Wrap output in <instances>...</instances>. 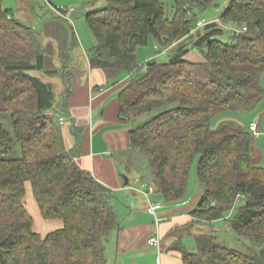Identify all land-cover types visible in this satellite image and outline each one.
<instances>
[{"label":"trees","instance_id":"1","mask_svg":"<svg viewBox=\"0 0 264 264\" xmlns=\"http://www.w3.org/2000/svg\"><path fill=\"white\" fill-rule=\"evenodd\" d=\"M106 2L85 17L96 39L90 65L105 72L107 86L128 75L118 91L122 121L152 114L130 129L129 146L148 158L155 192L166 202L185 199L197 161L203 193L183 229L231 212L233 229L252 242L242 251L199 233L191 251L179 238L183 264H264V166L254 162V135L232 121L218 128L211 122L214 107L251 109L264 98V0H229L219 20L202 26L198 11L219 0H174L172 17L160 0ZM220 21L236 26L233 43L220 39ZM150 36L170 49L169 58L153 59L142 70L138 47ZM194 49L203 61L186 58ZM68 67L64 60L48 68L34 27L0 0V113H9L12 122V130L0 123V264H109L106 242L121 226L117 197L78 165L85 130L74 121L75 146H65L60 118L70 116ZM34 71L62 77L58 102L53 85ZM16 141L21 155L8 157ZM29 188L42 217L62 221L61 228L46 235L35 230L26 206Z\"/></svg>","mask_w":264,"mask_h":264},{"label":"crops","instance_id":"2","mask_svg":"<svg viewBox=\"0 0 264 264\" xmlns=\"http://www.w3.org/2000/svg\"><path fill=\"white\" fill-rule=\"evenodd\" d=\"M17 1L19 4L21 0ZM27 1L31 3L33 0ZM3 4L7 7L5 0H3ZM18 11L21 14V7L19 6ZM18 18L21 19L20 16ZM195 50L198 51L197 49L190 51L186 55V58L190 57L191 52ZM201 54L200 58L195 61H203L205 59L204 54L202 52ZM48 59L49 55L46 53V66L48 68L60 67L57 65L49 66ZM67 70L72 72L71 84L73 93L67 100L70 116L64 117V123L62 124L66 148L72 149L76 143L75 135L70 126L74 121L76 126L82 127L85 130L80 154L76 158L78 165L83 169L89 170L97 180L112 189L116 196L119 197L118 193L125 192H130L134 196L129 199V205H126L127 211L125 210L123 215V217L126 216L128 219H122L120 228L113 231L116 232L115 241L118 260L122 254V260H124L125 264H127V260L129 261L128 264H140L141 259H145L151 255L155 261L159 260V264H183L180 252L172 251L165 253L162 250V239L172 226L187 225L194 220L190 212L197 207L201 194L193 197L191 201L189 200L190 197H186L180 202L171 203L172 205H162L158 200L156 192L146 194L148 191L145 190V185H142V190H140L137 187L138 185H131L130 178L126 184L124 180L126 171L124 172V169H127L128 165L126 164V160L124 161V158L126 157V153L132 148L129 146V122L122 121L119 118L118 91L127 83L129 79L128 75L124 76L116 85L107 86L108 82L105 72L102 69L91 67L88 54H85V61L83 60L82 63L74 61L69 64ZM45 74L51 76L47 73ZM35 75L40 77L38 74ZM263 77L264 67L259 70L260 83L264 86L262 82ZM43 80L51 83L55 89V83L52 80L47 78ZM64 87L65 85L61 88L59 96L56 97L57 102L62 96ZM225 111H227V108H213L211 120L213 128H218L222 123L229 121L246 128H249L253 122L258 123L259 135L254 137V162L264 166V129H262L260 121L253 119L248 123H244L242 120L240 121L229 115H221ZM217 115L220 116L217 117ZM261 115L264 116V106L262 107ZM227 118L229 120L225 121ZM152 184L151 180L148 190ZM139 192L143 195V199L136 200L135 197ZM152 203L161 205L156 215L150 213L147 209ZM203 222L205 221H198L195 224ZM62 226L63 222L60 220L38 222L35 219L34 228L42 235H46L51 230L61 228ZM152 236L159 238V245H153L156 248L154 250L157 251V254L153 250L147 252V247L151 245L149 239ZM128 251H132L135 254L126 258ZM143 264H146V262L143 261Z\"/></svg>","mask_w":264,"mask_h":264},{"label":"rangeland","instance_id":"3","mask_svg":"<svg viewBox=\"0 0 264 264\" xmlns=\"http://www.w3.org/2000/svg\"><path fill=\"white\" fill-rule=\"evenodd\" d=\"M164 3L167 14L172 17L174 13V0H160ZM7 7L16 12V16H20L21 19L30 24L36 30L39 38L42 42L43 48L49 55L48 65L61 66L65 60L68 64L75 62L82 63L85 61V54H88L90 49L96 44V39L86 21V14L101 8H104L107 4L106 0H33L31 3L27 0H21L18 4L17 0H5ZM229 0H219L218 5L209 7L205 10L198 11V20H205L207 22L218 19L228 4ZM21 7V14L17 12L18 6ZM59 8H63L67 12L66 17H61L57 13ZM74 8V10H71ZM24 9V10H23ZM220 24L225 28V32L220 39L227 43H233L232 32L236 29V26L230 22H222ZM186 40V39H183ZM179 42H176L173 46H176ZM198 50V49H197ZM169 48L159 46L153 36H150L148 43L138 47V59L142 67L145 69L148 62L153 59L168 60ZM201 50L191 52L189 60L195 61L200 58ZM63 53L68 55L65 58ZM153 57V58H149ZM34 74H38L41 78L50 79L55 83L56 97L59 96L61 88L64 86L62 77L58 74L48 76L42 71H34ZM264 84V77L262 78ZM264 106V98L259 101L253 108L244 109L241 106H234L233 108H227V111L222 114L229 115L233 118H237L244 123H248L251 120L260 121L262 129H264V116L261 115L262 107ZM152 114H145L136 118L129 123V129L137 127L150 118ZM220 116V115H219ZM217 115V117H219ZM262 116V117H261ZM215 120H217L215 118ZM229 119L227 118L228 121ZM0 123H2L7 129L12 130V122L9 113H0ZM256 137V136H254ZM257 140V139H256ZM21 143L16 141V148L14 153L8 155V157H19L21 155ZM126 164L128 170L125 168L124 172L126 176L131 179V185H138V189L142 190V185H145V190L148 191V186L152 180V174L148 162V158L139 150L132 148L126 153ZM264 165V162H263ZM197 161L193 163L191 168L190 180L188 185L187 197H190V201L193 197L203 193V184L198 179L196 174ZM124 179V180H125ZM201 189V192H200ZM116 196L115 204L118 206L119 218L124 220L123 217L127 206L129 205V199L133 196L130 192L118 193ZM136 196V195H135ZM134 197V196H133ZM143 195L139 192L135 197L136 200L143 199ZM162 205H172L171 202H166L161 196H157ZM201 197V196H200ZM200 199V198H199ZM122 202V203H120ZM26 206L31 215L36 221L48 222L44 219L40 213L38 203L34 198L31 188L28 189L26 197ZM232 213H226L225 217L217 219L213 222L205 221L200 224H194L190 227V231L184 230L186 225L172 226L169 231L164 235L162 239V250L165 253L172 251L179 252L176 248V242L179 238H182L185 246L191 250H196V235L199 233H211L216 237V240L230 248L247 251L252 246V242L243 236H240L231 226L228 217ZM128 219V218H126ZM49 224V223H48ZM188 225V224H187ZM53 229V228H51ZM48 231V230H47ZM116 232H113L106 242V254L109 264H125L123 256L119 257L116 246ZM146 243V242H145ZM147 252L153 250L157 254L153 245L147 247ZM135 254L132 251H128L126 258ZM157 264L159 260L155 261L152 256H148L145 259H141L140 264ZM127 260V264H128ZM159 264V263H158Z\"/></svg>","mask_w":264,"mask_h":264},{"label":"built area","instance_id":"4","mask_svg":"<svg viewBox=\"0 0 264 264\" xmlns=\"http://www.w3.org/2000/svg\"><path fill=\"white\" fill-rule=\"evenodd\" d=\"M71 10H74L73 8ZM57 13L63 17H66L67 16V12L66 11H63L61 9H58L57 10ZM206 21L205 20H199L198 21V26H202V25H205ZM60 122L61 123H64V118L61 117L60 118ZM250 130L252 131V133L257 136L259 135V130H258V123L257 122H253L250 124L249 126ZM155 192V188L153 185H150L149 187V190L146 194H149V193H153ZM161 208V205L158 204V203H152L148 206V211L154 215H156L157 213V210ZM149 243L151 245H159V238L155 237V236H152L150 239H149Z\"/></svg>","mask_w":264,"mask_h":264},{"label":"water","instance_id":"5","mask_svg":"<svg viewBox=\"0 0 264 264\" xmlns=\"http://www.w3.org/2000/svg\"><path fill=\"white\" fill-rule=\"evenodd\" d=\"M129 182V178L126 176L125 183L127 184Z\"/></svg>","mask_w":264,"mask_h":264}]
</instances>
